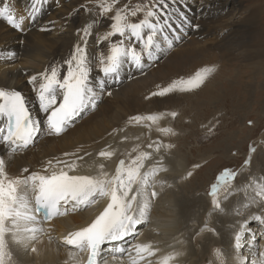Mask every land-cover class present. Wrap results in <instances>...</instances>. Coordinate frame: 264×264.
Here are the masks:
<instances>
[{
	"label": "snow or ice",
	"instance_id": "obj_1",
	"mask_svg": "<svg viewBox=\"0 0 264 264\" xmlns=\"http://www.w3.org/2000/svg\"><path fill=\"white\" fill-rule=\"evenodd\" d=\"M47 2L48 0H30L28 17L35 19ZM117 2L118 0H111V3L98 0L100 15L106 16L112 12ZM167 7V0H147L146 3L132 7L125 5L116 10L114 16L108 17L111 20L110 30L103 32L97 39L98 45L107 42V52L98 54L101 78L96 88L91 83L87 53L91 24L77 30L78 33L82 32L80 42L74 45L63 65L53 64L29 78L28 83L36 93L40 111L44 114L48 135L60 136L74 126L75 121L86 110L95 108L105 93L111 96L109 86L121 83L123 70L128 68L143 71L146 67L145 59L148 63L158 60L159 54L164 51L157 39L158 34L163 35L169 47L172 46V38L165 32L166 28L171 30ZM139 13H143L139 22L129 20V17H137ZM0 18L12 28L22 30L25 18L17 19L7 3L0 7ZM178 27L183 30L182 26ZM40 30L50 29L42 27ZM172 35L179 42V34L173 31ZM116 36L120 39L113 40ZM213 71L211 67H204L193 76L180 78L167 87L158 85L157 90L152 91L145 99L164 97L174 91L194 92L204 86ZM178 115L176 111L136 115L129 119V123L141 124L147 121L145 127L151 129L161 119L171 117L175 120ZM0 120L3 121L0 126V145L9 150L7 158L0 157V264H19L16 252L39 255L36 245L41 242L42 236L48 235V229L43 226L45 223L101 202H104V206L94 218L63 238L62 243L75 250L68 251V260L64 264H139L146 257L156 255L151 244L133 241L139 235V226L149 220L147 213L150 198L159 195L155 190L149 194L148 188H155L162 183L156 177L161 172L168 171L164 166L165 155L175 145L152 141L147 147L153 149V152L139 151L134 157L128 153L126 159L119 161L114 174L105 171L102 163L95 175L70 174L80 166L77 160H84V156L64 153L65 157L76 159L57 157L46 161L42 172L32 171L24 175L23 173H29V169L23 168L21 175L13 177L7 171L8 161L18 151L34 144L41 131V123L33 118L25 96L18 90L6 88H0ZM157 131L164 135H176L171 128L158 127ZM162 150L164 155L154 158L153 153L160 154ZM252 152H255V148L250 149L249 159L245 164L250 163ZM98 155L110 159L114 152L101 150ZM149 159H154L155 162L146 168L145 161ZM194 167L199 168L200 165ZM192 176L193 172L189 171L182 179L188 180ZM235 177L236 172L227 168L218 174L209 192L213 206L220 207L217 193ZM253 219L264 225V217L256 215ZM245 230V226L241 225L240 231ZM51 240L49 235V241ZM125 243L127 247L124 246ZM240 247L241 235L238 232L235 235V248L238 250ZM133 251L135 256L132 255ZM125 254L129 257L127 262L123 259ZM214 254L220 264H227L219 248L214 250ZM181 255L182 252H175L165 256L160 264H171ZM239 264H246L243 256L240 257ZM253 264H264V250L258 251V259Z\"/></svg>",
	"mask_w": 264,
	"mask_h": 264
},
{
	"label": "bare ground",
	"instance_id": "obj_2",
	"mask_svg": "<svg viewBox=\"0 0 264 264\" xmlns=\"http://www.w3.org/2000/svg\"><path fill=\"white\" fill-rule=\"evenodd\" d=\"M87 1L94 2V0H48V2L44 4L43 7L41 8L39 15H37L35 19H31L28 17V10L31 7L30 0H0V7H3L4 4L7 3L17 19H19L20 17L25 18L22 24V30L19 31L20 33L22 32V35H20V33L15 34L16 29L9 26L5 20L0 18V88L15 89L20 91L25 96L28 102V106L32 111L33 118L38 119L41 123V131L38 137L40 136L43 137L47 135L42 128V125L44 124V114L40 111L39 102L36 93L29 92V88L31 87V85L28 83V80L32 75H36L38 73L43 72L46 68H49L53 64L63 65V61L69 57V55L73 50V47L75 45V43L73 42L74 38L76 37L80 42V35H82V32L78 33L77 30L78 29L82 30L83 28L87 27L89 24L92 25V28H91V35L88 38L87 53H88V57L90 61V69H91L90 78L94 88H96L97 82L101 78L99 72L97 71V65H98L97 60H98V54L100 52H107V42H104L99 45L96 42L98 37L106 30L105 28L109 27L111 20L107 18L108 16L103 17L100 15L101 10L99 11L100 9L99 7L90 8V6L88 7L89 4L88 5L86 4L88 10L86 11L83 10V12H77L76 11L77 6H79L80 4L82 5L87 3ZM95 1L98 2V0ZM209 3H210L209 6L206 5L202 8L203 10L202 13L206 11L214 12L216 8H219L218 6L220 4H218V0H210ZM167 4H168L167 13L170 18L169 23L171 24V30L167 28L165 30L167 35H170L172 31L176 32L177 30L175 28V25L178 24L182 25V28H184L187 31V33H191L190 35H192L193 37L198 36L199 38L202 37L204 33L207 34L211 33L210 30L208 29V26L210 24L215 23L216 19H214L213 16H211L212 18L210 17V18L201 19L199 15L196 14L195 11H192L193 9L189 4L184 2L182 3L181 0L180 1L167 0ZM221 8H223L222 5ZM185 9H187L190 13V16L191 15L192 16L191 17L187 16V22L183 23L182 15L185 14L184 15L185 18L186 16V12H184ZM221 10H219V12H221ZM196 15L198 16L199 24L197 25L199 27L190 29L189 26L194 21L193 16ZM248 18L254 19L252 15L247 16L246 20H249ZM50 19H53L54 22L58 23L59 27L57 28V26L55 25L54 27L51 24ZM231 23L233 26L230 28L232 29V32L238 31V29L241 27V26L239 27V25H241L242 20H237L236 22L233 21ZM246 23H248V21H246ZM200 25H204L202 27L203 29H200ZM42 27H48L50 29L49 31L52 30L51 31L52 37L49 36L50 34L48 35L49 31H41L40 29ZM179 30H181V28ZM183 31L184 30H181V32ZM230 34H228L227 38L230 36ZM235 35L236 34L234 32V36ZM20 39L21 41H19ZM112 39L118 40L120 38L116 36L113 37ZM195 42L189 44V48L186 49L185 53L192 52L193 49H195L196 51L194 52V54H196V57H199L201 52L196 49V46H194ZM247 42L249 43V46L251 45V43L252 45H257L258 43L261 42L259 40V34H257L255 37L250 36L249 40L246 41V43ZM137 47H139V45H137ZM210 52L213 51L210 50ZM181 53H184V51H181ZM194 54H188L187 56H191ZM17 55L23 56V60L21 61L22 63L21 66L23 65H24L23 67L27 66L26 69L21 70L20 67L9 66L10 64L13 63ZM1 57H3L2 60ZM166 57L167 56H164L162 52L161 54H159V59L156 60L155 63H160L162 59L164 62ZM166 64L167 65L165 66V68L171 69L169 70V72H166L163 69H161L155 71L154 73L153 72L149 73V70L147 69L148 71L145 74V69H143V71H136L128 68L123 70L121 72V83L116 85H110L109 87L112 91V95L110 96V98H112L113 102L124 104L125 109L123 113L125 117L121 116V114L119 113L115 114L116 112L114 113L115 115H111L110 113L114 110H111V107L108 108L106 107L105 114L108 113L109 116L106 117L107 118L106 121H103L105 120L104 119L105 117L104 116L99 117L100 116L99 115L98 117L102 119L99 120L96 119L98 121L96 122V127L94 126L95 129L93 131H90V129H88L89 131H87L85 130L86 128L85 129L77 128L73 130L74 131L73 134L72 132L70 133V137H72V140L70 142H68L67 138L66 139L63 138L65 133H63L60 136H49L50 138L53 139L50 142V145L49 144L44 145L42 150H40L42 154L41 155L34 154L33 157L28 161L23 157L25 155H29L30 154L29 152L26 151L27 153L23 155L14 154L13 158H11L8 161L7 171L9 175L13 177L19 176L21 175L23 168L29 169V173H23L24 175H28L32 171L42 172L45 162L57 157L61 159H76V157H65L64 153H76V156H84V160H77V164L80 166L76 169L75 172H72L70 174L95 175L98 170V166L101 163L104 164L105 171L112 174V171L118 159L120 158L126 159L128 153H131V155L134 157L135 155L138 154L139 151H145V152L152 151L153 149L150 150V148H148L147 145L152 141H155V139H157L156 137H154L155 135H153V131H151L153 127H151V129L145 127L146 121L141 123L140 125L137 124L138 127L135 125V123L125 124L127 123V120L124 122L123 119L125 120V118L128 116L130 117L134 116L133 115L134 113L144 111L146 109L145 108L146 106H144V103L146 102L145 100L151 103L153 109H157L158 106L161 105L162 102H160L157 99L158 97L157 98L152 97L151 99H145V97L149 96V94L152 91H154V88L155 87L157 88L158 85L160 87L169 86L168 81H165L164 78L166 77L167 79V76L169 75L168 73H170L172 69H175V71L177 69L175 67L173 68L171 64L168 63ZM193 73L195 74V72ZM63 74H64V69L62 68L61 75ZM133 77H137V79ZM203 89L205 91L204 93L206 94L210 92L208 90H211L210 87ZM173 93H175L174 94L175 97H180L181 99L186 98L191 94L188 92H179V91H174ZM138 94H141V96L143 97L142 98L140 97L141 98L140 100L137 99L136 100L137 102L133 103L134 100L130 97H133ZM117 110L119 111V108ZM88 120L90 121V119ZM158 124L160 128L162 124L160 122ZM90 125L91 124H89V126ZM156 127L158 128V126ZM65 140L70 144L55 145V141L63 144ZM136 142L139 143L136 144ZM76 146L81 147V152L74 151ZM106 148H108V150ZM133 149H137V151H133ZM101 150L112 151L114 152V155L110 159L101 158L98 155V153ZM86 153H90L91 155H86ZM8 154H9V150L6 147L0 145V157L7 158ZM153 163H154L153 161L147 160L145 161V167L148 168ZM254 166H258V168L262 166L260 170L264 169V156H262L258 164L257 165L255 164ZM49 171H51V169H49ZM262 173H264V170L262 171ZM164 177L165 175L162 176V178ZM167 189H166L167 192H164L165 196L162 195L164 197H162L161 194H159L158 195L160 196L159 198L158 196L155 198H150V205L147 213L149 216V220L146 223L148 225L146 226L144 224L139 226L138 228L139 235L136 237L135 241H133L135 243L151 244L153 246V249L156 250L157 254L155 256L158 259L157 260L152 259L153 256L152 258L146 257V259L141 260L139 264H148L149 261L151 262V264H160V262L163 260L165 256H168L175 252H182L183 255L178 256L176 260H173L171 262V264H180V263L196 264L194 263L193 258H196V260L200 262L202 261L203 257L199 255L200 252L198 254L195 253L193 244L195 245V247L199 246L200 249H206L208 251L215 250L216 248H218L220 244L223 245L227 244L225 246H227V249L230 252V260L229 259L228 260L231 261V263L229 262V264H239L240 257L246 256L245 253L246 251H248L247 248L252 243L251 238H253V236L254 237L258 236V240H257L258 244H256L257 249H255L254 251V253L256 252V255L254 256L255 260L258 259V251L264 250L263 232L257 233V231L253 228V226H251L252 225L251 223L248 222L245 223V226L250 224L251 228L249 230V234L246 239L245 246L237 250L235 248V235L238 232L240 233V235L241 234L244 235V231L243 232L239 231L243 223H238V224L236 223L237 226L236 228L234 227L235 230L232 228V230H234L233 232L232 230H230V227L228 226V224L231 221L229 212H227L225 215L219 214L220 216L219 215L214 217L211 216L209 214L210 209H208V207L206 208L205 206L206 205L205 202L207 203V201H210L206 197L201 198L196 195L185 196L182 193L181 195H179V193L175 194V192L173 194L171 190L168 191ZM153 190L158 192L157 186L155 188L149 187L148 193L150 194V192ZM161 192L163 193V191ZM231 199L230 201H232ZM159 203H160L159 206L160 208L158 209L156 204ZM103 206H104V202H101L100 204L93 205L83 211L70 213L62 217H56L52 221L45 223L43 226L46 229L48 230L51 229V230L49 231L48 235L42 236L41 242L36 245L40 254L39 255L24 254L21 252H16V258L18 259L19 264H64V262L68 260V251H75V250L70 249L69 246L63 244L62 241H60V239L63 240V238L69 232L77 230L80 226L84 225L86 222L94 218V216L98 213L99 210L102 209ZM230 206H231L230 202L229 203L226 202L224 204V207L227 210ZM170 208H173V210H170ZM202 208H205V210L203 209L202 211ZM197 216L198 218H201V220H199ZM195 218L198 219L199 221H202V218L204 220L202 224L200 223L198 224ZM209 223L212 226V231L208 230ZM147 229H149V231H147ZM188 229H190L189 233H191L189 236L191 237L190 241L187 237ZM183 232L185 234L184 241L180 240V238L182 237H177V236H182ZM231 232L233 233L231 234ZM197 233H199V235H197ZM50 234H54V236ZM49 235L51 237H54L52 238L51 241H49ZM233 235H234V239H233ZM195 236H196L195 238L196 240L195 239L193 240L192 238ZM231 238L232 241H230ZM132 255L135 256L134 251ZM128 260L129 257L125 254L124 261L127 262ZM200 264H203V262H200Z\"/></svg>",
	"mask_w": 264,
	"mask_h": 264
},
{
	"label": "rangeland",
	"instance_id": "obj_3",
	"mask_svg": "<svg viewBox=\"0 0 264 264\" xmlns=\"http://www.w3.org/2000/svg\"><path fill=\"white\" fill-rule=\"evenodd\" d=\"M107 2L111 3V0H107ZM146 2L147 0H118L113 7L112 12L107 13V15L103 17L114 16L116 10L123 8L125 5L132 7L136 4H143ZM181 2L189 4L193 9L192 11H195L201 19L210 18L211 16L216 19L214 24H210L209 26L207 24L211 33L201 34L202 37L199 38L198 36L193 37L190 35L191 33H187L184 28H182L184 30L183 32L179 30L181 27L178 26L182 25H175L177 30L176 33L179 35L181 34V37L179 42H177L175 36L172 35V31L169 35L173 41L171 47L168 46V43L164 40L163 35L158 34L157 39L164 49V56L167 57L164 62L162 59L160 63H155L156 60L152 63H148L145 59L147 66L144 68L145 74L148 70L149 73H154L155 71L161 69L169 72L171 69H166L165 66L167 65L166 63L171 64L173 68L175 67L177 70L175 71V69H172V71L168 73L169 75L167 76V79L166 77L164 78L170 85L171 82L180 78L187 79L193 76V72L196 73V71L201 70L204 67H211L214 71L210 74L204 86L194 92H191L188 97L181 99L180 97H175V93L169 94L171 98L169 95L164 96L163 98L156 97L160 102H162L157 109H153L151 103L145 100L146 102L144 101V106H146V109L144 111H140L141 113L137 112L133 114L134 116H147L171 111L179 113L175 120L171 117H166L159 121L162 124L160 128H171L176 135H164L158 131L159 135L156 131V126L159 127V124L153 125V129H151V131H153V135H155L154 137L157 138L155 141L159 140L164 144L171 143L175 145V147L169 149L168 154L165 155L164 166L169 168L168 171L161 172L157 176L158 178L156 177L157 181L162 182L161 184L156 185L158 192H160L159 194L162 196L164 195V192H167L166 189L168 188L167 190H171L173 194L175 192V194L179 193V195H181L182 193L185 196L196 195L201 198L206 197L210 201H207V203L205 202V206L210 209L209 214L211 216L214 217L219 214L225 215L229 212L231 224L229 223L228 226L230 227V230H232V228L235 230L238 223H243L242 225L245 226V223L248 222L252 224L251 226H253L257 233L263 232L264 234V225L253 219L256 215L264 217V173H262L264 169L260 170L262 166L259 168L258 166H254L255 164L257 165L261 157L264 156V0H218V4H220L218 6L219 8H216L214 12L206 11L203 13L202 8L206 5L209 6L210 0H181ZM86 4H89L88 7L90 6V8L99 7L97 1H87V3L77 6L76 11L83 12V10H88ZM221 5L223 8H221ZM219 10H221V12H219ZM184 12H186V16L184 18L185 14L182 15L183 23L185 21L187 22V16H192H190L187 9H185ZM197 15L193 16L194 21L189 26L190 29H194L193 26L199 24ZM249 15H252L254 19L248 18L249 20H246ZM142 18L143 13H139L137 17H129V20L131 22H139ZM237 20H242L241 25H239V27L241 26V31L239 28L238 31L232 32V29H230L233 27L231 22H236ZM246 21H248V23H246ZM50 22L53 26L55 25L57 28L59 27V24L54 22L53 19H50ZM203 26L204 25H200V29H203ZM105 29L109 30V27ZM51 31L48 32L50 37H52ZM234 32L236 34L235 36ZM19 33L20 32L16 30L15 34ZM228 34H230V36L227 38ZM257 34H259V40L261 42L257 45H252L251 43L249 46V43H246V41L249 40L250 36L255 37ZM20 35H22V32ZM19 41H21V39ZM73 42L77 44L79 41L75 37ZM192 42H195L194 46H196V49L201 52L199 57H196V54H194L196 51L195 49H193L192 52L185 53L186 49L189 48V44ZM210 50L213 52H210ZM181 51H184V53H181ZM188 54L194 55L187 56ZM2 59L3 57H1V60ZM22 60L23 56L17 55L13 63L9 66L20 67L21 70H24L27 66H21ZM97 63H99L98 60ZM97 71L99 72L98 65ZM133 78L137 79V77ZM207 87H210L211 89L208 90L210 91L208 94L204 93L205 91L203 89H206ZM156 90L157 88L155 87L154 91ZM29 92H34L32 86L29 88ZM140 97L142 98L143 96L138 94L130 98H132L134 100L133 103H135L137 102V99H141ZM122 104L113 102L112 98L105 93L100 98L96 107L85 111L82 118L76 121L74 126H71L65 132L63 138H67L68 142H70L72 140L70 133L72 132L73 134V130L77 128H86L85 130L87 131H89L88 129L93 131L96 127V122L99 119H102L99 117L104 116L105 120L103 121H106V117L109 116L108 113V115L105 114L106 107H111V110H114L110 113L111 115L119 113L121 116L125 117L123 113L125 108L124 104ZM118 108L119 111L117 110ZM130 118L131 117L128 116L125 120L123 119L124 122L127 120V123L125 124L129 123ZM88 119H90L91 122ZM250 121L251 124H249ZM89 124L91 125L89 126ZM135 125L138 127L140 124ZM52 140L53 139L50 138L48 134L43 137L40 136L35 141V145H31L28 149L20 150L15 154L23 155L29 152V155H25L23 157L28 161L34 154L41 155L42 153L40 150H42L44 145H50ZM68 142L65 140L64 143L61 144L55 141V145H69L70 143ZM137 143L139 142H136V144ZM251 148H255V152L251 153L250 163L245 164V161L249 159ZM106 149L108 150V148ZM74 151L81 152V147L76 146ZM161 152L162 153L160 154L153 153L154 158L158 159L159 155H164V150ZM149 160L155 162L154 159ZM195 165H200V167L196 168L194 167ZM226 168L236 172V177L229 185H225L219 189L217 193V200L220 207L216 208L211 203L212 197L209 195V192L211 190V185L216 182L218 174ZM189 171L193 172V176L188 180H183L182 177H185ZM163 175H165L164 178H162ZM160 190L163 191V193ZM258 193L260 195H257ZM159 197L160 196H158V198ZM230 199L232 201H230ZM228 201L231 206L227 210L224 207V204L226 202L229 203ZM156 205L159 209L160 203ZM203 209L205 210V208H202V211ZM170 210H173V208H170ZM198 219L201 220V218ZM198 219H196V222L198 224H202L204 219L202 218V221H199ZM145 225L147 226L148 224ZM149 229H147V231H149ZM208 229H212L210 223L208 224ZM50 230H48V233ZM234 230L232 231L234 232ZM189 232L190 229L187 230V237L190 241L191 237L189 236L191 233ZM233 232H231V234ZM182 234V236L177 237H182L183 239L180 238V240L184 241L185 234L184 232ZM50 235L54 236V234ZM195 238L196 236L192 239L194 240ZM257 240L258 236H255L254 239L251 238V242L254 243H251V247L249 246L247 248L248 251L245 253L246 256L244 258L248 264H253V261H255L254 256L256 255V252L254 253V251L257 249ZM60 241L62 240L60 239ZM230 241H232V238ZM220 245L218 248L221 250L222 255L228 262L227 264H229V262L231 263V261H229L230 252L227 249V246H225L227 244ZM193 246L195 253L198 254L200 252L199 255L203 257L202 261H200L203 262V264H215V262L216 264H220V260L215 256L214 250L208 251L206 249H200L199 246L195 247L194 244ZM152 259L157 260L158 258L153 256ZM193 261L196 264H200L196 258H193Z\"/></svg>",
	"mask_w": 264,
	"mask_h": 264
},
{
	"label": "water",
	"instance_id": "obj_4",
	"mask_svg": "<svg viewBox=\"0 0 264 264\" xmlns=\"http://www.w3.org/2000/svg\"><path fill=\"white\" fill-rule=\"evenodd\" d=\"M121 159H123V158L118 159V161H117V163H116V165H115V167H114V169H113V174H114V172H115V168H116V166L119 164V161H120Z\"/></svg>",
	"mask_w": 264,
	"mask_h": 264
}]
</instances>
